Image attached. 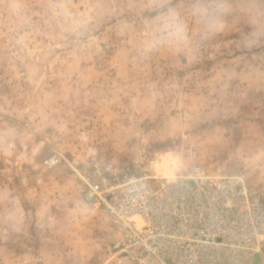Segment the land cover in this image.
I'll return each mask as SVG.
<instances>
[{
  "label": "rangeland",
  "instance_id": "obj_1",
  "mask_svg": "<svg viewBox=\"0 0 264 264\" xmlns=\"http://www.w3.org/2000/svg\"><path fill=\"white\" fill-rule=\"evenodd\" d=\"M229 2L202 37L193 0H0V264H130L82 200L94 162L200 163L264 191V0ZM169 8L194 52L148 50Z\"/></svg>",
  "mask_w": 264,
  "mask_h": 264
},
{
  "label": "built area",
  "instance_id": "obj_2",
  "mask_svg": "<svg viewBox=\"0 0 264 264\" xmlns=\"http://www.w3.org/2000/svg\"><path fill=\"white\" fill-rule=\"evenodd\" d=\"M164 155L150 154L147 166ZM141 169L94 162L81 175L83 202L105 217L130 264H264V191L244 172L200 163L164 174Z\"/></svg>",
  "mask_w": 264,
  "mask_h": 264
},
{
  "label": "clouds",
  "instance_id": "obj_3",
  "mask_svg": "<svg viewBox=\"0 0 264 264\" xmlns=\"http://www.w3.org/2000/svg\"><path fill=\"white\" fill-rule=\"evenodd\" d=\"M232 11L229 0H193L188 8V14L194 17L197 31L203 36H212L224 27V18ZM196 32L189 36L187 21L176 9L169 8L161 12L153 21L150 33L151 40L147 48L166 46L173 50H183L192 53L196 50L198 40Z\"/></svg>",
  "mask_w": 264,
  "mask_h": 264
}]
</instances>
